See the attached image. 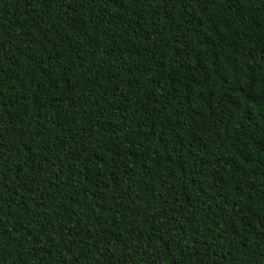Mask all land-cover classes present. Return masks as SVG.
Wrapping results in <instances>:
<instances>
[{
    "label": "trees",
    "instance_id": "obj_1",
    "mask_svg": "<svg viewBox=\"0 0 264 264\" xmlns=\"http://www.w3.org/2000/svg\"><path fill=\"white\" fill-rule=\"evenodd\" d=\"M0 264H264V0H0Z\"/></svg>",
    "mask_w": 264,
    "mask_h": 264
}]
</instances>
